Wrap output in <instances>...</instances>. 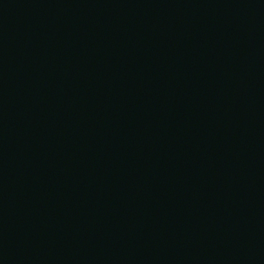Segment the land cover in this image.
I'll list each match as a JSON object with an SVG mask.
<instances>
[{"label":"water","instance_id":"water-1","mask_svg":"<svg viewBox=\"0 0 264 264\" xmlns=\"http://www.w3.org/2000/svg\"><path fill=\"white\" fill-rule=\"evenodd\" d=\"M0 264H264V0H0Z\"/></svg>","mask_w":264,"mask_h":264}]
</instances>
